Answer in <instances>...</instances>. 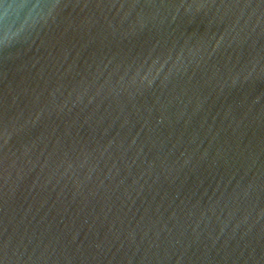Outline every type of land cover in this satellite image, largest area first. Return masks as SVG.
<instances>
[{
    "label": "water",
    "instance_id": "water-1",
    "mask_svg": "<svg viewBox=\"0 0 264 264\" xmlns=\"http://www.w3.org/2000/svg\"><path fill=\"white\" fill-rule=\"evenodd\" d=\"M0 264H264V0H0Z\"/></svg>",
    "mask_w": 264,
    "mask_h": 264
}]
</instances>
